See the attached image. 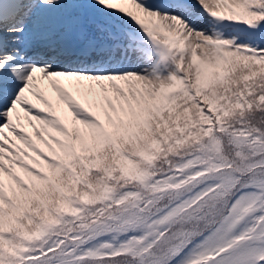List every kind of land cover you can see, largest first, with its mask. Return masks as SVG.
Returning <instances> with one entry per match:
<instances>
[{
    "label": "snow or ice",
    "instance_id": "obj_1",
    "mask_svg": "<svg viewBox=\"0 0 264 264\" xmlns=\"http://www.w3.org/2000/svg\"><path fill=\"white\" fill-rule=\"evenodd\" d=\"M0 264H264V0H0Z\"/></svg>",
    "mask_w": 264,
    "mask_h": 264
}]
</instances>
